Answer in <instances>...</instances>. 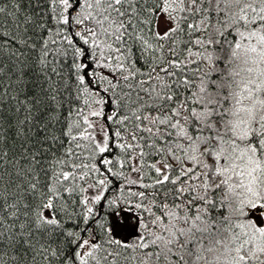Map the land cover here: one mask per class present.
<instances>
[{
    "label": "snow or ice",
    "instance_id": "obj_1",
    "mask_svg": "<svg viewBox=\"0 0 264 264\" xmlns=\"http://www.w3.org/2000/svg\"><path fill=\"white\" fill-rule=\"evenodd\" d=\"M0 264H264V0H0Z\"/></svg>",
    "mask_w": 264,
    "mask_h": 264
}]
</instances>
